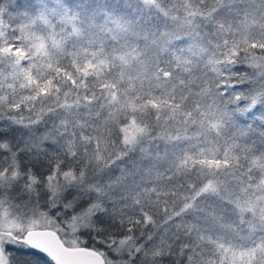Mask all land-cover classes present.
I'll use <instances>...</instances> for the list:
<instances>
[{"label":"snow or ice","instance_id":"obj_1","mask_svg":"<svg viewBox=\"0 0 264 264\" xmlns=\"http://www.w3.org/2000/svg\"><path fill=\"white\" fill-rule=\"evenodd\" d=\"M177 253L264 264V0L0 4V264Z\"/></svg>","mask_w":264,"mask_h":264},{"label":"trees","instance_id":"obj_2","mask_svg":"<svg viewBox=\"0 0 264 264\" xmlns=\"http://www.w3.org/2000/svg\"><path fill=\"white\" fill-rule=\"evenodd\" d=\"M24 2H25V0H0V4H11L13 6H15L17 3H19L20 5H23ZM111 2H116V0H111ZM120 2L124 3L125 0H120ZM245 70L251 72V69H245L243 66H241V71H245ZM249 123H251V122H249ZM40 127L43 128V125H41ZM242 127H244V125H242ZM260 131H262V129L260 127L254 126V130L249 134L250 139L258 140ZM189 134H191V133H189ZM165 147L166 146H165L164 142L160 141L159 142V148H160L161 153H163V151L165 150ZM117 174H119L118 171H117ZM159 223H160V230L161 231H163L164 228L168 227L167 225H165L163 223V219H161L159 221ZM177 258H178V253L176 256H174L172 258V261L170 262V264H176ZM166 264H169V262H166Z\"/></svg>","mask_w":264,"mask_h":264},{"label":"rangeland","instance_id":"obj_3","mask_svg":"<svg viewBox=\"0 0 264 264\" xmlns=\"http://www.w3.org/2000/svg\"><path fill=\"white\" fill-rule=\"evenodd\" d=\"M249 122H251V121H249Z\"/></svg>","mask_w":264,"mask_h":264}]
</instances>
